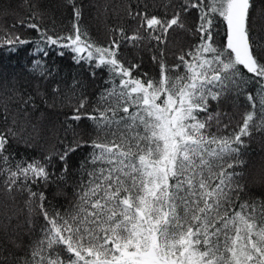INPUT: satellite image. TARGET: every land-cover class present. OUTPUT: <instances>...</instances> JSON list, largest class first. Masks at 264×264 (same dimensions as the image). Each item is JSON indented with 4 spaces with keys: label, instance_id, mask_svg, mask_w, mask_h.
<instances>
[{
    "label": "snow or ice",
    "instance_id": "6c2138e0",
    "mask_svg": "<svg viewBox=\"0 0 264 264\" xmlns=\"http://www.w3.org/2000/svg\"><path fill=\"white\" fill-rule=\"evenodd\" d=\"M22 7L25 18L0 23V55L26 52L29 74L20 83L0 67V178L13 204L25 197L24 209H0V264H264V172L249 181L237 171L246 139L264 131V36L253 31L252 0H135L103 45L82 25L83 0H63L67 31L54 18L42 27L31 0ZM173 33L195 42L169 64ZM53 52L93 80L106 72L95 103L80 79H58ZM144 52L154 74L142 71ZM240 97L250 110L229 132L236 114L221 109ZM46 133L56 140L47 155L18 151H34ZM72 175V198L53 204L49 189Z\"/></svg>",
    "mask_w": 264,
    "mask_h": 264
},
{
    "label": "trees",
    "instance_id": "16d2710c",
    "mask_svg": "<svg viewBox=\"0 0 264 264\" xmlns=\"http://www.w3.org/2000/svg\"><path fill=\"white\" fill-rule=\"evenodd\" d=\"M31 2L37 7L34 11H38L43 14V20L41 23L42 27H50L53 18L56 21L58 30L67 31L71 27V15L70 10L63 7V0H31ZM254 7L252 8V18H253V31L259 32L261 36H264V0H252ZM23 0H0V16L6 12V19L0 20V23L11 25L17 20L23 19L27 16V10L22 7ZM135 4V0H83V16L82 25L85 27L89 35L93 40L99 44H107L110 30L121 24H125L128 21V5ZM129 30H131L134 25H128ZM23 37L37 38V33L26 28H17ZM220 36L217 39H221L224 34V28L221 25L219 28ZM188 34L186 33H173L169 39L167 46V58L168 63L172 64L174 62V56L179 54L181 47L187 48L190 43H194ZM125 55L128 59H132L135 56L133 50H128L125 48ZM144 58V67L142 71H148L150 74H154L157 70L152 68L149 56L147 52L142 53ZM55 64L60 68V76L58 79H63L66 83L70 84L73 77L80 79L87 92L90 94L93 103L97 100L99 93L105 87V80L108 78L105 71H97L96 78L93 80L88 77V70L85 67H77L74 65L68 56L60 58L56 56L55 52L51 53L48 58V63ZM28 64V57L26 52H20L17 56L9 59L7 54L0 55V67H4L5 70L10 74L9 80H16L20 83L29 79V74L24 67L21 65ZM15 75L12 76L11 74ZM10 86V84H9ZM92 105H89L88 111H92ZM223 112L233 114L235 113V118L232 121V127L228 129L229 132L233 130H238L236 127L238 123H242V115L244 112L249 111L250 108L247 106V102L243 97L239 99L229 98L227 102L223 105ZM225 123H227V118H225ZM91 121L84 120L81 122V129L87 125L86 131L94 136ZM226 134V133H225ZM86 139L89 137L86 136ZM247 147L244 149V155L241 157L246 162L247 167L238 168L237 171L245 174L246 178L251 179L252 176L264 172V131L254 132L250 139H246ZM56 144L55 137L51 133H46L41 139L40 143L37 145L34 151L25 152L23 148L18 151L24 153L29 157L39 156L41 153L47 155L49 151L52 150L53 146ZM90 149H82L73 158L76 161L72 171L77 172L78 164L81 159L88 154ZM78 179V176L72 175L68 178L65 185L61 186V189H57L53 185L49 189V200L56 205H67V200L65 196L70 200L72 198L74 181ZM39 190V189H34ZM259 195V191L256 193ZM53 196L57 198L53 200ZM24 199L25 197H17L15 204L7 196L6 192L2 186V178H0V209L3 207H8L12 211H19L24 209ZM27 215L26 210L21 215V220Z\"/></svg>",
    "mask_w": 264,
    "mask_h": 264
}]
</instances>
